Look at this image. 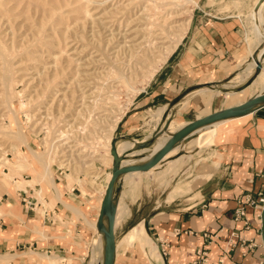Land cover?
<instances>
[{
    "label": "rangeland",
    "instance_id": "rangeland-1",
    "mask_svg": "<svg viewBox=\"0 0 264 264\" xmlns=\"http://www.w3.org/2000/svg\"><path fill=\"white\" fill-rule=\"evenodd\" d=\"M185 2L187 0H0V48L5 53L0 52V205L3 193L13 188L14 181L25 186L31 185V180L36 184L46 180L53 185L43 162L16 137L18 120L14 113L17 112L21 121L18 122L25 128L36 152L48 158L54 179L59 178L57 181L62 184L67 176L78 183L88 180L93 184L91 176L106 175L112 170L113 162L107 159V139L112 129L116 146L120 140L141 139L150 132L146 126L148 119L143 130L127 138L117 133V125L132 102L161 78L185 36L191 14L192 17L237 15L247 27V15L257 7L259 0H193L196 4L187 5L185 13H181L179 5ZM227 3L232 4L230 12H221ZM262 28L264 31V25ZM177 43L168 60L160 63L161 47ZM253 53L250 51V57ZM5 57H9L11 70L7 84L3 79ZM246 64L247 61L221 83L197 85L180 93L179 100H188L183 108L190 111L187 119L193 121L253 97L245 90L227 101L224 93H218V90L226 91L225 87L231 84H224L242 72ZM205 87L208 89L205 93H197ZM188 92L191 94L187 95ZM6 96L11 98V103ZM209 131L185 141L181 151L187 154L188 165L211 158L215 135L208 137ZM152 135L148 138L151 142ZM18 162L25 166L17 168ZM160 169L141 172L139 178L130 173L122 176L118 197L127 213L130 208L131 214V204L140 195L145 201L141 206L145 211L156 205L154 199H165L176 183L171 178L178 169ZM190 183L181 187L188 197L193 191ZM73 184L69 183L68 187L72 188ZM93 186L98 193L89 192L94 198V202L93 198L90 202L97 213L101 184ZM125 221L118 226L119 238L134 222L131 220L125 226ZM51 261V264H59L57 260Z\"/></svg>",
    "mask_w": 264,
    "mask_h": 264
},
{
    "label": "crops",
    "instance_id": "crops-1",
    "mask_svg": "<svg viewBox=\"0 0 264 264\" xmlns=\"http://www.w3.org/2000/svg\"><path fill=\"white\" fill-rule=\"evenodd\" d=\"M231 5L227 3L220 11L230 12ZM251 13L247 15V27L237 15L192 17L191 14L185 36L161 78L132 102L117 125V133L127 138L143 130L145 119L150 120L152 112L166 105L164 114H170L172 119L192 121L187 119L190 111L181 108L180 93L197 85L221 83L246 61L250 63V51L257 48ZM262 18L264 21V8ZM259 80L247 88V95L255 96L263 89L264 80ZM159 126L160 123H153L149 127L152 134ZM148 138L145 135L140 140ZM187 139L180 141L175 155L157 168L177 170L179 166L171 178L176 183L165 199H154L156 205L143 211L145 201L140 195L130 206L131 214L128 208L125 218L116 222L114 264H191L199 249L207 250L208 260L213 263L223 259L222 264H264V225L257 216L259 210L246 205L248 227L246 218L234 219L235 210L246 201L247 194L256 196L264 189V177L259 175L264 168V105L219 125L213 156L208 160L188 165L187 154L181 151ZM57 180L54 179V186L46 180L35 186L14 181L13 188L3 193L0 264H51L52 259L59 264H90V244L98 231L87 219L98 217V209L94 212L90 202L98 193L97 187L88 180L78 183L67 176L62 184ZM68 180L74 182L72 188L68 187ZM188 182L193 186L190 197L186 190L181 191ZM131 220L134 222L119 238L118 226L124 221L126 226ZM141 223L159 254H152L151 243L147 246L138 241L122 243L123 237Z\"/></svg>",
    "mask_w": 264,
    "mask_h": 264
},
{
    "label": "bare ground",
    "instance_id": "bare-ground-1",
    "mask_svg": "<svg viewBox=\"0 0 264 264\" xmlns=\"http://www.w3.org/2000/svg\"><path fill=\"white\" fill-rule=\"evenodd\" d=\"M191 3H195L196 4V2H193V0H187V2L180 3V5L179 4H177V5H179L181 7V9H180L181 13H185L187 5H190ZM263 8H264V0H259V2L257 4V7L254 8V13L252 12L250 14L251 18L253 20V34H255V38H256V41H257V48L254 51V53L252 54L251 60H249L250 63H247L245 65V67L243 68L242 72H240L239 74H236L235 76H233L231 78V80H229L228 83L224 84V85L231 84V85L225 87L226 91L222 92L221 90H218V93H224V96H225L227 101L233 100L237 95H241L245 90H247V88H249L253 83H255V81L259 80L260 78H262L264 80V31H263V28H262V25H264V21H263V18H262ZM178 43L175 44V45L168 46L167 48H162L161 47V49H162L161 53L162 54L160 56L161 59L159 60L160 63H163V62L168 60V58L171 56V54L176 50V48L178 46ZM0 52L5 54L4 50L2 48H0ZM255 56H256V58H255ZM8 58L9 57H5L4 58L5 62H6L4 70H3L4 71L3 72L4 84H7V82L11 78V70H10V64H9L10 62H9ZM258 63H261V68H260V70L258 72H256L255 70L257 68ZM250 78H252V80H251L250 85L247 88H245L244 90H242L240 92H236L234 90L235 88H238L241 85H243L244 83H246V81L248 79H250ZM5 87H7V86H5ZM215 89H216V87H215ZM227 89H230V90H227ZM205 90H208L207 87H205L203 89H199L197 91V93H205L206 92ZM194 94H192V95H194ZM263 94H264V88L257 95H263ZM217 95H219V94H217ZM257 95H255V96H257ZM255 96H253V97H255ZM6 97H7V101L9 103H11V98L9 96H6ZM187 102H188V100H184L182 102V104H181V108L185 107ZM239 104H241V103H239ZM166 109H167V105L158 108L157 110H155L154 112L151 113V119L146 122V125H148V128L153 123L155 125L160 123V126L155 131L161 129V132H160L159 136L156 138V140L154 141V143L151 145V147H147L146 149H142V150L134 152L132 148L135 146L136 143L142 142V141H146L148 139H146V140H140V139H137V138L136 139H132V140L131 139L130 140L129 139H125V140H120L118 142L117 149H118L119 154H122V155L128 154V156L122 162L123 165H132V164H138V163H144V162L150 161L156 155V153H158L164 147V145L173 137V135L176 132H178L183 127H185L186 125L189 124V122L177 121L175 119H171L166 124L167 119L170 116V114H168L167 118L165 120L163 119ZM11 112H13V111H11ZM16 113H14L15 119L19 121V118L16 115ZM118 120L116 121L115 126L117 125ZM18 121H17L16 127H15V135H16V137L18 139H20L21 141H23V143H26V145H28L29 149L33 152V154L37 157V159H39V160H41L43 162V165L45 167V173L47 175H50L51 180L53 182V185H55L54 173H52V171H51V166H50V162L48 161V158L46 159L45 155L38 154L36 152L35 148L30 143L31 140L27 136V133L25 132V128L19 123L21 121H19V122ZM226 121H227V119H223V120H219V121H216V122H213V123H210V124H205V125L197 128V129H195L191 133H189L182 140L190 138L191 136H193V135H195L197 133L200 134V132H206L208 130H210L208 132V134H207L208 137L211 134L215 135L216 130L219 127V125L225 123ZM112 133H113V129L110 131L108 139H107V146H108L107 155H108V157H109V159L111 161L113 160V155L111 154L112 139H113L112 138ZM151 135H152V132L150 131L148 133V135H146V137H150ZM175 148H176V146L173 148V150H171L163 158V160H161L155 167L151 168L148 171L150 173H152L155 169H157L158 167L161 166V164L163 163V161L165 159H168L169 157H172L173 155H175V153H176ZM212 156L213 155H211V157ZM16 166H17V168H23L25 166V164H23L22 162H18V163H16ZM141 172H145V171H134V172H129V173H130L131 176L138 177V176H140ZM125 175H123V177H125ZM131 176H128V177H131ZM111 177H112V172H108L106 175L98 174V175H94V176L90 177L93 184L98 185V186L101 184V186L99 187L100 196L98 197V199L96 201V202H98V205H97L98 217H99V213H100L103 197L105 195V192H106V189H107V186H108V183H109ZM32 181L33 180L29 181V183L31 184V186H35L36 183H34ZM38 193L41 194V190H39ZM126 213H127V209L122 205L121 202L119 203V201H118L116 222L120 223L121 220L126 215ZM98 217L96 219H94V220H89V218L87 219L88 223L95 229V231L96 230L98 231V235L96 237H94L92 243L90 244L91 245V255H92L91 264H103V262H104L105 239H104L103 233L100 232L99 229H98V225H97L98 224L97 223L98 222ZM116 222H115V226H116ZM137 241L140 242L143 246H145L146 244H150L151 243L152 244V254L158 253L157 252V247L152 242V240L150 239V236H149V234H148V232H147V230L145 228L144 223H141V224L133 227L122 239V243H127V244H133V243H135ZM6 257H9V256H6Z\"/></svg>",
    "mask_w": 264,
    "mask_h": 264
},
{
    "label": "water",
    "instance_id": "water-1",
    "mask_svg": "<svg viewBox=\"0 0 264 264\" xmlns=\"http://www.w3.org/2000/svg\"><path fill=\"white\" fill-rule=\"evenodd\" d=\"M261 68V63L257 65L258 72ZM252 80V79H251ZM251 81L244 85L243 87L235 90L236 92L242 91L250 85ZM264 94L257 95L255 97H250L241 104L232 105L216 111L214 113L208 114L206 116L198 117L197 119L191 121L188 125L183 127L181 130L176 132L173 137L164 145V147L156 153V155L148 162L123 165V160L128 156V154H119L117 146L114 141H112L111 154L113 155V167H112V177L108 183L103 201L101 204V209L98 217V229L103 233L105 239V250H104V262L103 264H114L117 240L115 231L116 214L118 208V193L121 189L122 176L129 172L134 171H148L155 167L163 158L171 151L173 148L189 133L195 129L205 125L210 124L223 119H230L238 116H243L254 112L258 107L264 105ZM167 118V114H164L163 119ZM161 129L155 131L152 135L153 142L146 140L138 142L132 148L133 151H139L150 147L159 136Z\"/></svg>",
    "mask_w": 264,
    "mask_h": 264
},
{
    "label": "built area",
    "instance_id": "built-area-1",
    "mask_svg": "<svg viewBox=\"0 0 264 264\" xmlns=\"http://www.w3.org/2000/svg\"><path fill=\"white\" fill-rule=\"evenodd\" d=\"M259 175L264 177V168L260 170ZM246 205L252 206L254 208H257L259 210V213L257 216L260 218L264 225V189L259 191L256 196L252 194H247L246 201L240 205L234 213V219L239 220L246 218L247 220V227L249 225V216L246 211ZM236 233H232V236H234ZM223 259L219 260L218 263H213L208 260V252L205 249H199L198 250V257L191 263V264H222Z\"/></svg>",
    "mask_w": 264,
    "mask_h": 264
}]
</instances>
